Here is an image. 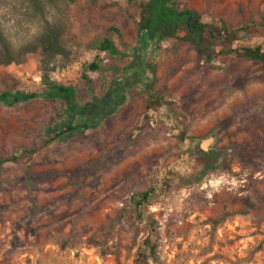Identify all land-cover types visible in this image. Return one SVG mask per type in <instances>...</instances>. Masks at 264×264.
Returning <instances> with one entry per match:
<instances>
[{
    "label": "rangeland",
    "instance_id": "1",
    "mask_svg": "<svg viewBox=\"0 0 264 264\" xmlns=\"http://www.w3.org/2000/svg\"><path fill=\"white\" fill-rule=\"evenodd\" d=\"M137 1L61 0L59 9H47L49 21L61 11L73 57L52 80L71 89L73 99L41 96L37 55L0 67V94L40 95L15 106L0 103V156L42 143L67 124L71 100L78 106L74 122L88 127L0 170L6 188L0 191V264H132L149 220L157 249L148 264H264V73L256 63L227 56L205 64L173 41L142 46L135 37ZM179 1L223 38V24L254 23L248 35L219 50L264 52L258 25L264 0ZM0 25L17 47L42 22L26 0H0ZM105 38L114 53L98 50ZM140 50L144 68L136 65ZM96 60L98 71L87 70ZM150 94L163 103L145 110ZM198 149L218 153L220 169L187 184L201 170ZM26 165L30 191L23 184ZM149 187L154 198L143 221H120L109 240L94 237L131 194Z\"/></svg>",
    "mask_w": 264,
    "mask_h": 264
},
{
    "label": "trees",
    "instance_id": "2",
    "mask_svg": "<svg viewBox=\"0 0 264 264\" xmlns=\"http://www.w3.org/2000/svg\"><path fill=\"white\" fill-rule=\"evenodd\" d=\"M35 17L42 22L41 31L31 40L13 46L6 37L0 25V67L11 65H21L30 55L38 57V71L40 82L45 88L41 96L50 99H73L71 89L57 85L52 80V74L59 68L65 67L72 62L71 52L65 46V22L62 21L61 11L59 18L53 21L47 20L46 11L48 8L59 9L57 2L61 0H26ZM70 5L74 0H62ZM179 0H138L135 4V37L142 46L152 44L155 47L163 42L173 41L175 44L188 46L195 57L205 63L210 64L219 57L227 56L232 60H244L256 63L264 73V52L256 48H231L219 50L238 38L239 34L248 35L254 23L242 24L237 28H227L224 24L222 29L228 34L225 38L219 36L213 24L203 23L200 14L191 8H181ZM264 28V17L258 24ZM115 31L114 28L111 29ZM100 52L114 53L112 42L105 38L97 46ZM99 61H93L86 66L89 71H98ZM150 86L149 84L146 87ZM39 94L21 91L3 92L0 94V103L15 106L19 103L27 102L39 97ZM68 111L71 115L70 121L47 136L42 143L29 148L18 147L12 153L0 156V170L7 164H14L23 158H30L45 150L48 145L56 140L70 138L82 134L88 127L87 124L77 119V104L71 100ZM163 103V99L158 94H150L144 101L145 110H151ZM187 126H184L179 134L178 140L183 142L186 137ZM196 162L201 166L199 174L192 180H185V183H193L201 180L210 172L219 171L218 153L202 152L198 149L195 154ZM23 184L28 191L32 189L30 177V165H26L22 170ZM6 189L0 181V191ZM154 198V188L149 187L145 191L131 194L118 213V217L108 226L101 228L95 234L98 240H109L113 237L115 225L120 221H125L132 226L136 221H143L147 207ZM155 222H147L148 233L141 243V247L136 253L132 264H148L150 260H155L157 243L155 241Z\"/></svg>",
    "mask_w": 264,
    "mask_h": 264
},
{
    "label": "crops",
    "instance_id": "3",
    "mask_svg": "<svg viewBox=\"0 0 264 264\" xmlns=\"http://www.w3.org/2000/svg\"><path fill=\"white\" fill-rule=\"evenodd\" d=\"M137 57L138 59L136 60L137 62V66H139L140 68H144L145 67V57L146 54L143 52V50H140L139 52H137ZM139 76V74H138Z\"/></svg>",
    "mask_w": 264,
    "mask_h": 264
},
{
    "label": "water",
    "instance_id": "4",
    "mask_svg": "<svg viewBox=\"0 0 264 264\" xmlns=\"http://www.w3.org/2000/svg\"><path fill=\"white\" fill-rule=\"evenodd\" d=\"M206 145H207V142L205 143V146H201V149L206 150Z\"/></svg>",
    "mask_w": 264,
    "mask_h": 264
},
{
    "label": "bare ground",
    "instance_id": "5",
    "mask_svg": "<svg viewBox=\"0 0 264 264\" xmlns=\"http://www.w3.org/2000/svg\"><path fill=\"white\" fill-rule=\"evenodd\" d=\"M202 146H205V143H203Z\"/></svg>",
    "mask_w": 264,
    "mask_h": 264
}]
</instances>
